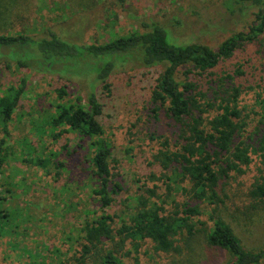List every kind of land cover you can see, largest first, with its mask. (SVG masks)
I'll return each mask as SVG.
<instances>
[{
  "label": "rangeland",
  "instance_id": "374dc122",
  "mask_svg": "<svg viewBox=\"0 0 264 264\" xmlns=\"http://www.w3.org/2000/svg\"><path fill=\"white\" fill-rule=\"evenodd\" d=\"M254 10L233 0H0V34L40 39L54 31L71 43L100 44L158 23L168 31L170 41L216 47L230 33L245 29ZM244 49L221 64L226 70L231 64L245 66L246 60L255 63L239 101L243 137L264 130V33ZM28 55L12 48L0 51V100L8 103L11 90L26 78L9 120L0 163V264H78L83 227L96 215L109 213L118 227L145 203L162 206L166 214L179 209L188 199L182 194L179 165L164 168L160 159L162 153L180 148L186 134L166 106L152 100L162 66L118 62L105 86L87 62L63 60L40 69L30 61V67H21L17 60ZM30 55L36 58L37 53ZM186 68L177 73L178 79H189ZM93 90L102 104L99 121L110 143L113 180L118 183L114 201L104 211L91 194L90 139L67 126L53 131L49 124L59 105H85ZM2 126L0 114V138ZM255 139L256 135L250 141ZM257 176L252 164L242 173L230 171L221 178L220 201L199 204L201 231L194 238L180 236L179 252L157 251L144 239L136 246L127 241L117 255L125 264H231L229 252L206 243L212 213L232 227L245 248L264 247V199L255 203L249 195ZM150 188L153 195L147 192ZM93 258L87 264H95Z\"/></svg>",
  "mask_w": 264,
  "mask_h": 264
},
{
  "label": "trees",
  "instance_id": "16d2710c",
  "mask_svg": "<svg viewBox=\"0 0 264 264\" xmlns=\"http://www.w3.org/2000/svg\"><path fill=\"white\" fill-rule=\"evenodd\" d=\"M233 1L253 6L254 18L245 29L230 33L216 47L196 41L185 44L170 41L168 31L158 23H152L147 31H133L100 44L71 43L54 31L40 39L25 34H0V51L12 48L20 53L29 52L28 58L17 60L21 67H30V61L34 64L36 61L40 69L63 60L87 62L94 65L97 79L105 86L118 62L142 67L162 66L151 90L152 100L166 106L167 114L185 127L182 130L186 134L184 143L174 152L162 153L160 163L164 168L173 163L179 165L178 174L184 182L182 194L188 199L172 214H166L162 206L150 207L145 203L130 215L128 222H122L118 227L113 225V216L109 213L96 215L83 227L84 241L76 259L78 264H87V259L92 257L95 264H125L117 252L127 241L136 246L139 241L149 239L157 251L177 252L180 236L185 234V239L194 238L201 231L198 206L203 202L212 205L220 201L219 180L228 177L230 171L242 173L254 164L258 176L249 195L255 203L264 199V130L243 137L239 107L243 86L249 85L255 63L246 60L245 66L231 64L226 70L221 66L235 53L244 52V45L264 33V0ZM31 51L37 53L36 58H32ZM184 66L188 67L184 73L189 79L180 80L177 73ZM25 79L18 88L11 90L13 94L8 103L0 100L3 125L0 163L9 133V120L25 90ZM101 114L102 104L93 90L85 105H59L49 124L53 131L67 126L90 139L93 154L87 169L94 181L91 194L95 204L104 211L112 205L118 183L113 180L111 147L99 121ZM186 117L190 119L187 122ZM255 135V142H251ZM71 158L74 160L73 155ZM38 163L42 164L41 161ZM147 192L153 195L154 189ZM209 217L211 226L205 232L206 243L229 252L233 258L231 264H258L264 259V247L245 248L226 221L213 213ZM110 243L112 247L108 248Z\"/></svg>",
  "mask_w": 264,
  "mask_h": 264
}]
</instances>
